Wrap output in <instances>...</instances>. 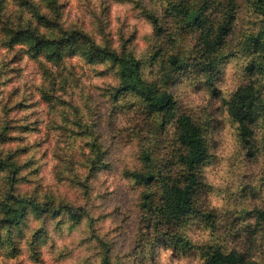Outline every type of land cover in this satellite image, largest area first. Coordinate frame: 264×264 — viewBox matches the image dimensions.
I'll use <instances>...</instances> for the list:
<instances>
[{"label": "clouds", "instance_id": "1", "mask_svg": "<svg viewBox=\"0 0 264 264\" xmlns=\"http://www.w3.org/2000/svg\"><path fill=\"white\" fill-rule=\"evenodd\" d=\"M112 4L0 0V261L264 264V0Z\"/></svg>", "mask_w": 264, "mask_h": 264}, {"label": "rangeland", "instance_id": "2", "mask_svg": "<svg viewBox=\"0 0 264 264\" xmlns=\"http://www.w3.org/2000/svg\"><path fill=\"white\" fill-rule=\"evenodd\" d=\"M112 7H113V10L114 11L118 9L119 11L124 12L125 11V0H113ZM2 55H3V53L0 52V57H2ZM18 56H19V53H13L12 58L9 61V63L10 64L17 63ZM11 71L17 72L19 74L17 68H12ZM11 84H12V80L11 79L8 80V81H2V82H0V96H3L4 95L3 86L11 85ZM18 91H19V89L15 85H12L9 88V90H8V100L11 101L12 97H14L17 94ZM0 103H3V101L0 100ZM21 105H24V100L23 99H21L20 101H18L17 104H15L13 106V108L14 109H19V110L23 111L26 108L31 107V105H24V107L21 108ZM5 107H6V105H5ZM33 115H35V113H33ZM27 119H28L27 116L20 117V120L26 121ZM32 123H36V122L33 121ZM9 127H11L13 130H18V132H20V133H22L24 131H35V129H33L30 124L17 122L15 124L6 125L4 127V132H7L8 129H9ZM22 140H23V137L21 135H19V134L17 136H13V137H6L4 135V133H0V142H3L5 144L15 143L17 145L16 152L17 153H20V154H26L27 153V150H28L27 146H25L24 148H20L19 147V143H21ZM9 159H11V156L9 157ZM31 163H32V161H27V163H26L25 166H28ZM5 165H6V162L4 161V164L3 165H0V168H3ZM53 167H55V165H53ZM70 195H72V194L70 193ZM3 223H5V222L3 221ZM0 264H3V261H0ZM8 264H23V261L17 259L16 256H13L11 258V260L8 262Z\"/></svg>", "mask_w": 264, "mask_h": 264}, {"label": "trees", "instance_id": "3", "mask_svg": "<svg viewBox=\"0 0 264 264\" xmlns=\"http://www.w3.org/2000/svg\"><path fill=\"white\" fill-rule=\"evenodd\" d=\"M40 42H37V45H39ZM254 43H257L258 44V41H255ZM4 164V161L0 160V165H3ZM19 215L20 216H23L24 213L23 211H20L19 212ZM5 223L7 224H12V223H16V224H19V220L18 219H15L14 217L13 218H9V219H6L4 220ZM243 257H241L240 259H235L233 258L231 260V264H241V261H242Z\"/></svg>", "mask_w": 264, "mask_h": 264}]
</instances>
